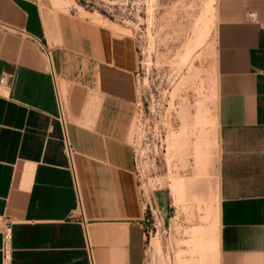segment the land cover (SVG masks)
I'll list each match as a JSON object with an SVG mask.
<instances>
[{
    "label": "crops",
    "instance_id": "obj_1",
    "mask_svg": "<svg viewBox=\"0 0 264 264\" xmlns=\"http://www.w3.org/2000/svg\"><path fill=\"white\" fill-rule=\"evenodd\" d=\"M66 4L0 0V264H142L136 45ZM214 85L218 264H264V0H217Z\"/></svg>",
    "mask_w": 264,
    "mask_h": 264
},
{
    "label": "rangeland",
    "instance_id": "obj_2",
    "mask_svg": "<svg viewBox=\"0 0 264 264\" xmlns=\"http://www.w3.org/2000/svg\"><path fill=\"white\" fill-rule=\"evenodd\" d=\"M55 1L78 3L136 45L132 143L150 219L142 264H218L217 201L206 189L218 152L217 0Z\"/></svg>",
    "mask_w": 264,
    "mask_h": 264
},
{
    "label": "built area",
    "instance_id": "obj_3",
    "mask_svg": "<svg viewBox=\"0 0 264 264\" xmlns=\"http://www.w3.org/2000/svg\"><path fill=\"white\" fill-rule=\"evenodd\" d=\"M46 50L48 51V49L46 48ZM4 79H2L3 81ZM150 219H146V222H148ZM10 236L9 230H6V238L8 239ZM8 253V251H6ZM6 253V256L9 257V254Z\"/></svg>",
    "mask_w": 264,
    "mask_h": 264
},
{
    "label": "bare ground",
    "instance_id": "obj_4",
    "mask_svg": "<svg viewBox=\"0 0 264 264\" xmlns=\"http://www.w3.org/2000/svg\"><path fill=\"white\" fill-rule=\"evenodd\" d=\"M217 8V7H216ZM216 13V12H215ZM217 15V14H216Z\"/></svg>",
    "mask_w": 264,
    "mask_h": 264
}]
</instances>
